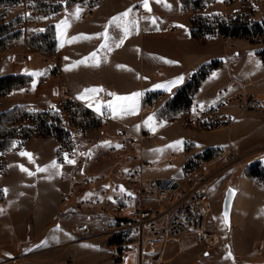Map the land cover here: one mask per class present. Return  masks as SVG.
<instances>
[{
  "label": "crops",
  "instance_id": "crops-1",
  "mask_svg": "<svg viewBox=\"0 0 264 264\" xmlns=\"http://www.w3.org/2000/svg\"><path fill=\"white\" fill-rule=\"evenodd\" d=\"M144 4L145 0H97L95 5L91 7L87 5L85 22L80 21L79 15L78 18L69 17L67 24L64 23V18L58 20L60 23L56 24L55 41L71 95L76 103L99 117L106 112L114 125L138 132L142 128L147 129L144 118L141 117L146 105L162 107L179 89L203 72L207 73L205 79L193 95L194 103L202 108H209L220 100H226L241 89L254 93L259 98L264 97V59L259 55L258 48L245 46L241 50H235L232 64L228 62L227 66L215 68L213 65L224 64L228 55L223 51L224 39L221 36L215 35L207 39L194 37L191 32L193 13L182 9L181 0H147V8ZM235 5L236 2L228 6L224 0H217L207 5L204 12L225 16L238 9ZM129 9H131L129 16L121 20V25H126L129 29L128 35L125 36L123 27H116L110 22L113 17L120 16ZM72 12L76 15L77 11L73 9ZM105 32L107 39L102 35ZM105 44L108 46L104 47ZM93 53H96L95 58L92 57ZM81 61L85 63H80ZM96 61H99L98 66ZM40 69L41 75H32ZM44 72V66L40 65L38 68L32 61L15 68L6 57H1L0 77L27 75L32 77V81L28 88L15 89L7 94V102L4 103L7 106L0 105V114L21 106L33 109L43 107L45 110L56 105L58 102L55 99L61 94V88L55 82L47 88L42 86L41 80L47 74ZM95 85L102 89L97 96L106 103L98 104L90 98V93L86 94L85 90ZM100 93L103 95H99ZM151 94L158 96L147 102V97ZM38 95L42 97H37ZM117 96L131 99L117 101ZM109 103H112L113 108L108 107ZM228 111L233 118L235 117L232 131L222 130L209 134L189 129L178 120L167 122L164 119L152 120V117L149 120L153 125L160 127L159 131L163 128L173 137L177 135L176 138L182 141L183 164L189 157L206 150L224 149L227 139L231 136L239 142L247 139L249 133L242 128L251 125L255 120L248 116L237 117L238 109L235 104H230ZM114 113L121 114L127 124L114 121L112 119ZM138 120L139 125L134 126L133 123ZM143 145L142 156L136 164L145 166L146 174L154 176L150 172L152 166L149 165V161L155 159L156 154L147 149L149 138ZM58 150L57 139L32 137L21 149L12 151L15 160L12 158L13 161L8 164L4 175L11 173L13 175L11 184H15L13 187L21 191L36 188L43 191L48 188L53 176L61 172ZM22 153L31 154V158ZM53 162L59 167H51ZM22 167L27 171H23ZM41 168L47 170L39 171ZM240 178L235 200L239 194H246L249 190L252 191V196L246 204H241V208L236 212L234 200L231 219L235 218L236 232L238 230L245 236L250 232H258L262 227L260 215L264 208V199L257 198V195L263 192V188L253 178L248 177L245 172ZM21 203L9 207L16 209L23 205V202ZM7 214L8 209L5 208L1 216ZM64 217L65 215H61V219ZM231 221L234 225L233 220ZM73 237L69 231H52V238L58 240L54 244L57 246L53 248L52 254L59 257L60 247L65 243H71ZM18 250L19 260H13L12 253L2 250L0 264H45L49 260L47 257L49 253L44 249L35 248L29 254L21 253L23 250L21 248ZM68 251L75 252L79 258L83 253L81 259L86 260L87 241L79 242L73 249L69 248L67 253ZM54 257L52 264H62L61 259L55 260ZM25 259L28 261L25 262Z\"/></svg>",
  "mask_w": 264,
  "mask_h": 264
},
{
  "label": "rangeland",
  "instance_id": "rangeland-1",
  "mask_svg": "<svg viewBox=\"0 0 264 264\" xmlns=\"http://www.w3.org/2000/svg\"><path fill=\"white\" fill-rule=\"evenodd\" d=\"M43 1L45 2V6L42 8L41 13H37L35 10H26V0H13L10 5L0 7V26L17 20L13 22L9 34H13L17 31L21 32L20 35H13L12 37H6L4 35L1 37L4 38L5 41L3 44H0V58L6 57L15 68L25 65L28 62L30 63V61H32L33 64H37L38 68L40 65L45 68V66L49 64L47 58L51 55H56L63 68L62 75L59 77L54 76L46 85L41 84L47 88L52 82H55L56 85L61 88V94L55 99L56 102H58L56 105L50 106L45 110L43 107L33 109L31 107L21 106V109L14 112L13 121L8 122L0 119V142H4L5 146L7 145L6 149L0 151V253L2 250H6L9 254L12 253L11 257H13V260H19L17 255L19 254L18 249H23L21 253L29 254L33 252V249L38 248L44 249L46 253H49L47 256L49 260L48 262L46 261L45 264H52L51 261L54 256L55 260L61 259L62 264H138V250L135 245L137 239L133 232L129 231L125 234L112 235L111 233L94 231L89 237H80L75 233L76 226L86 220L83 212L78 211L75 206H71L73 199L67 196L71 185L62 179V174L66 171V168L59 159V150L62 143L66 141L67 138L63 131L66 121L76 119L78 115H81L79 121L82 124L83 116L81 112L77 115L74 113L78 103L74 101L71 95L57 43L56 47L50 52L43 49H36L30 43L33 36L47 30H51L53 33L52 39L55 41V29L56 24L60 23V21L58 22L59 19L61 20L64 18L65 23L68 22L69 17L74 18L79 15L80 21L85 22L87 20V5L91 7L97 3V0ZM224 1L228 6L236 2L235 6L238 9L225 16L219 14L223 21L230 23L231 19L239 17L240 20L247 23V25H261V31L257 33L253 30L249 35L244 34L241 36L219 35L224 39L223 51L228 55L224 64L217 63L214 67L227 66L228 62L232 64L235 58V50H241L245 46H255L258 48L259 55L264 59V0ZM32 3L33 5H37V0H32ZM73 9L76 11L79 9V12H76V15L74 14L75 16L72 12ZM204 9L203 13L206 14ZM209 37L211 36H198L196 38L207 39ZM38 52H43L45 55L39 56ZM45 72H47L46 68ZM37 73H41V69ZM31 81L32 77L30 84ZM29 85L21 88H28ZM91 89L101 88L99 85H95ZM98 92L99 91L90 93V98L98 104L106 103L97 96ZM195 92L192 93L191 96L192 103L194 102L193 95ZM240 92H245L244 95L246 96L252 95L255 98L257 97L256 94L241 89L226 100L234 98L236 94ZM7 94L0 97L1 106H7L4 104L7 102ZM37 97L42 96L38 95ZM259 99L264 100V97ZM64 103L73 105H65ZM230 104H235L237 106V117L248 116L256 122L253 121L251 125L242 128L249 133L246 140L239 142L233 139L234 136L227 139L225 148L229 142H235L238 146L239 155L238 161L228 166L224 164L225 148L218 150L213 149L210 156H207L205 151L198 153L186 159L182 164L184 150L181 144L177 145L180 139L178 137V139L176 138L177 135L173 137L171 133H168L167 130H163V128L159 131L160 127L153 125L149 119L152 117V120L164 119L167 122L178 120L179 123H182L189 129L195 130L201 134H209L222 130L232 131L231 127L235 119L232 115V121L225 125L224 128L209 131L199 126L188 124L182 116L183 113H176L173 116H164L161 111L162 108L154 104L150 105H154L156 109H147L146 105L142 110L141 117L144 118L143 121L147 129H140L143 130L145 132L144 135H146L143 140L144 142L140 144L142 145L141 147L144 148L143 144L149 138V146L147 149L156 154V158L149 161V165L152 166L150 172L154 176L146 174L147 176L162 177L173 175L178 177L182 174V171L187 168H201L202 170L214 173L208 187L210 205L209 229L217 237V245L214 248H208L206 245L200 243L196 236L192 234L178 236L166 244H159L154 247V258L151 260L150 264H264V208L260 215L262 227L258 232L254 231L253 233H247L245 236L250 234L248 237L242 236V232L239 233L238 230L236 232L234 217L231 219L234 225H232L231 221V225L228 226L222 215L225 193L229 187L237 188V184L240 183V177L243 172H245L248 177L253 178L257 184L263 188V192H260L257 198L264 199V108L261 110L242 108L240 103L231 100L228 107L224 109V113L228 115H230L228 111ZM79 105L80 104H78V106ZM51 108H56L57 110L50 111ZM45 114H48V116ZM15 115L19 116L17 121H14ZM23 115H30L31 121H23L21 119ZM97 117L100 118V120L102 118L108 119L110 123L104 126L100 121L97 125L88 127V135H90L91 138L102 135L107 129L108 132L114 133L117 128L120 127L112 123L106 112L100 117ZM40 118H45L48 129L59 126L63 131L61 137L57 138V136H51L49 133L45 132V130H41L37 124ZM112 119L118 123L127 124L126 119H124L121 114L114 113ZM53 121L57 123L54 124ZM139 122L140 120L133 123L134 126L139 125ZM32 137L55 138L59 141L58 162L60 163L61 172L53 176L48 188L43 191L37 188L31 191H21L15 188V186L13 187L15 184H11L13 178L11 173L6 174V176L4 175L8 168V164L15 160L12 151L16 152L21 149L26 141ZM173 153L177 156L174 157V159H172ZM114 160L115 159L110 155L105 158L101 157L92 165V171L102 172L104 168L114 166ZM166 161L167 163L170 161V164H166ZM111 171H113V168ZM251 172L255 173L257 176L251 175ZM110 176L112 177L113 175ZM5 187H7L6 195L8 198L2 191ZM247 192L246 194L241 193L237 196L234 205L235 212L241 208V204H246V202L251 199L252 191L249 190ZM21 202H23V205L16 209L9 207L13 204H22ZM5 208L8 209V214L1 216ZM61 215H65V217L61 219ZM93 224L96 227L104 228L115 224V221L111 217L106 219L99 215L94 219ZM52 231H69L74 236L71 243H65L60 247L61 249L59 248V257L57 254H52L53 248L57 246L54 244L58 241L52 238ZM84 241H87L86 260L81 259V257L83 258V253L80 258L78 254H75L73 251V253L71 251H68L69 254L67 253L69 248L73 249L79 242ZM74 259L76 261H74ZM24 261L27 262L28 260L25 259Z\"/></svg>",
  "mask_w": 264,
  "mask_h": 264
},
{
  "label": "built area",
  "instance_id": "built-area-1",
  "mask_svg": "<svg viewBox=\"0 0 264 264\" xmlns=\"http://www.w3.org/2000/svg\"><path fill=\"white\" fill-rule=\"evenodd\" d=\"M25 4L26 10H35L37 13H41L45 6L43 0H37V5H33L32 0H26ZM248 27L251 31L254 30L253 25L248 24ZM53 43L50 40L49 44ZM38 54L45 55L43 52ZM47 61V74L41 80L43 85L48 84L54 76L62 75L63 71L56 55L49 56ZM244 93H237L234 98L221 100L209 108H202L193 102L182 116L188 124L205 130L224 128L232 121L231 115L224 113L231 100L240 103L242 108H264L263 99L246 96ZM99 95L102 96L103 93ZM147 109L154 110L156 107L150 105ZM54 110L57 109L51 108L50 111ZM80 117L78 115L76 119L66 121L63 131L67 138L59 150V159L66 168L62 179L71 185L67 196L73 199L71 206L83 212L86 220L76 226L77 235L89 237L94 231L112 235L133 232L137 239L135 245L138 264H150L154 258V247L182 235H195L208 248L217 245V237L209 229L208 187L214 176L213 172L187 168L178 177H149L145 166L136 164L143 152L140 144L146 136L143 130L133 132L118 127L114 133L107 129L102 135L91 138L88 127L79 121ZM18 119L19 116L15 115L14 121ZM21 119L31 121L30 115H23ZM100 121L104 126L110 123L105 118ZM47 133L56 136L53 128ZM109 155L115 159L114 166H108L102 172H93L92 165L101 157ZM174 157L173 153L172 159ZM238 159L237 144L229 142L224 150L225 166L236 163ZM69 160L74 163H68ZM99 215L106 219L111 217L115 224L104 228L96 227L93 221Z\"/></svg>",
  "mask_w": 264,
  "mask_h": 264
},
{
  "label": "trees",
  "instance_id": "trees-1",
  "mask_svg": "<svg viewBox=\"0 0 264 264\" xmlns=\"http://www.w3.org/2000/svg\"><path fill=\"white\" fill-rule=\"evenodd\" d=\"M216 0H181L182 9L185 11L193 12L194 15L191 20V32L194 37L202 36H215V35H224V36H241L249 35L251 30L249 29L247 23H244L240 20L239 17L231 19L230 23L223 21L222 17L219 14L207 15L203 13V9L208 5L213 3ZM234 2L236 0H229ZM13 0H0V7L4 5H10ZM15 22L17 20H14ZM13 21V22H14ZM13 22L8 24H3L0 26V44L4 43L5 39L1 38L4 35L6 37H12L13 35H20V31L9 34ZM254 31L259 33L261 31V25L254 24ZM53 33L51 30L36 34L30 40L31 45L36 49H43L47 51H52L56 47V42L52 39ZM50 40H53V45H50ZM206 72H203L199 77H195L191 82L184 85L179 89L161 108L163 115L173 116L176 113H183L186 111L192 104V93L200 86L202 80L205 78ZM31 77L27 75H8L0 77V97L9 93L13 89L26 87L30 84ZM158 95L151 94L147 97V102L155 99ZM69 105L70 103H64ZM73 104H70V106ZM21 109V107H15L14 109L0 114V119L6 120L8 122L13 121L14 112ZM82 113L83 120L82 124L86 127H92L97 125L100 122V118L97 115L84 108L83 106L77 104L75 114ZM48 116V114H45ZM45 118H40L37 121V124L41 130L48 132L47 124L45 123ZM55 130L57 138H60L62 135V130L59 126L53 127ZM7 148V145H4V142H0V151H3ZM213 150H206L205 153L207 156L211 155ZM251 175L257 176L255 173L251 172Z\"/></svg>",
  "mask_w": 264,
  "mask_h": 264
},
{
  "label": "snow or ice",
  "instance_id": "snow-or-ice-1",
  "mask_svg": "<svg viewBox=\"0 0 264 264\" xmlns=\"http://www.w3.org/2000/svg\"><path fill=\"white\" fill-rule=\"evenodd\" d=\"M144 6H145L146 8L148 7L147 0H145V4H144ZM78 12H79V9L77 10V13H78ZM130 12H131V9H129L128 11L122 13L120 16L113 17L112 21L110 22L111 24L115 25L116 27H123V31H124L125 36L128 35L129 29H128V27H127L126 25H123V26L121 25V20H122V18H124V17H128L129 14H130ZM77 18H78V15H77ZM153 22H154V21H153ZM65 24H67V22H65ZM102 35H104L106 39L108 38V36H107V32H105V33L102 34ZM85 38H88V37H85ZM121 43H122V41H121ZM107 46H108L107 44L104 45V47H107ZM117 46H119V45H117ZM92 57L95 58V57H96V53H93V54H92ZM80 63H85V61H81ZM98 64H99V61H96V65H97V66H98ZM32 75H37V76H39V75H41V73H32ZM97 91H102V89H87V90H85L86 94H87V93H95V92H97ZM110 95H115V94H114V93H110ZM137 95H138V94H137ZM116 99H117V101H121V100H127V99H131V98H130V97H119V96H117ZM108 107H109V108H113L112 103H109V104H108ZM97 110L99 111V109H97ZM150 119H151V118H150ZM180 144H182V141L177 142V145H180ZM22 155H27V156H29V157L31 158V154H29V153H22ZM68 163H74V161L69 160ZM51 167H53V168H58L59 165L56 164L55 162H53V164L51 165ZM22 170H23V171H27V169H24L23 167H22ZM38 170H39V171H46L47 169L41 168V169H38ZM30 174H31V173H30ZM2 191H3L4 193H6V192H7V189H4V190H2Z\"/></svg>",
  "mask_w": 264,
  "mask_h": 264
},
{
  "label": "water",
  "instance_id": "water-1",
  "mask_svg": "<svg viewBox=\"0 0 264 264\" xmlns=\"http://www.w3.org/2000/svg\"><path fill=\"white\" fill-rule=\"evenodd\" d=\"M236 194L237 190L234 187H229L225 193L222 215L224 217L225 223L228 226L231 225V212Z\"/></svg>",
  "mask_w": 264,
  "mask_h": 264
}]
</instances>
